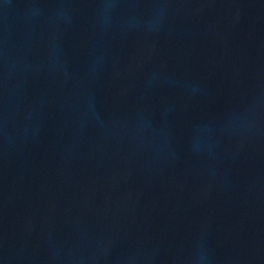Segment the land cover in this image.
Wrapping results in <instances>:
<instances>
[{
  "label": "water",
  "instance_id": "1",
  "mask_svg": "<svg viewBox=\"0 0 264 264\" xmlns=\"http://www.w3.org/2000/svg\"><path fill=\"white\" fill-rule=\"evenodd\" d=\"M0 264H264V0H0Z\"/></svg>",
  "mask_w": 264,
  "mask_h": 264
}]
</instances>
